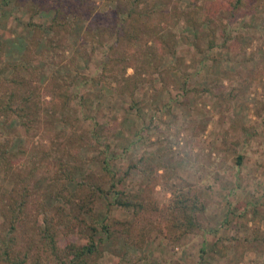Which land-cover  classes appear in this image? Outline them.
<instances>
[{
    "label": "rangeland",
    "instance_id": "obj_1",
    "mask_svg": "<svg viewBox=\"0 0 264 264\" xmlns=\"http://www.w3.org/2000/svg\"><path fill=\"white\" fill-rule=\"evenodd\" d=\"M196 1L201 17L213 0ZM92 2L100 15L114 6L112 0ZM181 4L187 8L190 0H182ZM53 6L50 4L48 11L43 9L34 13L36 4L16 6L13 2L0 9V51H3L0 69L5 71L3 76H11V65L20 60L29 44L33 57L22 63L39 69L37 81L32 86L45 85L51 76L55 79L62 76L75 78L69 90L76 95V100L70 105L68 121L52 124L49 134L42 120L51 116V112L42 110V104L50 97L43 94V89L39 96L41 121L37 123L38 132L33 137L21 134L17 120L0 117V142L5 141L13 151H24L21 156L17 154L12 158L13 171L23 173V177L29 175V154L35 149H49V174L53 175L57 159L53 151L59 150V145L65 143L64 138L71 132L74 131L75 136L72 135L76 140L83 134L85 147H81L76 159L68 157L69 164L78 170L76 178L100 177L99 161L113 155L109 168L114 172L113 182L119 189L134 193L148 190L155 177L157 182L168 180L169 184L194 188L205 205L199 218L202 234L186 235L175 244L157 231L148 233L147 223L135 221L131 211L109 205L111 197L98 198L93 221L104 222L114 234L113 239H104L101 231L95 236L100 240V264H117L124 254L135 259L136 264H264V243L260 245L264 241V74L258 77L254 74L255 67L264 62V7L228 24L227 29H233L235 37L225 44L218 37L216 44L221 48L202 56L194 53L193 37L184 22L175 21L170 31L179 36L177 54L194 58V63L187 62L185 66L191 67L195 74L188 77V72L183 78H187L192 91L185 94L179 87L171 86L157 93L154 88L144 86L131 100L114 95L102 84L96 87L87 82L98 74L102 55L100 49L80 46L85 22L78 23L68 36L72 47L58 61L46 62L38 58V52L44 49L39 45L44 43L40 42L35 48L31 45L30 41L36 42V39L30 24L46 30ZM216 18L221 24L228 22L225 12L218 13ZM168 61L167 58L166 63ZM131 73L129 69L127 74ZM16 76L23 82L29 75L20 72ZM214 77L222 80L219 88L202 93L203 88L211 84L209 78ZM175 78L179 81V75ZM220 88L225 98L230 93L235 94L231 108L217 105L216 94ZM183 102L187 104L183 105ZM59 118V114L55 116V120ZM235 122L238 125H234ZM243 126L248 128L246 134L240 132ZM96 136L101 147L93 148L89 143ZM103 145L110 149L106 151ZM238 156L242 157L240 164L236 162ZM137 162L141 163L140 170L157 164L162 167L143 173L130 170V165ZM1 166L2 163L0 190L9 191L11 183L4 179ZM146 173L152 174L150 180ZM39 178L37 175L36 179ZM47 183L42 182L40 187ZM154 191L158 193H153L158 201L169 198V194H159V184ZM130 225H134V230L141 229L144 235L138 245L129 244L123 238V230ZM60 238L63 241L62 236ZM39 264L58 263L46 258Z\"/></svg>",
    "mask_w": 264,
    "mask_h": 264
},
{
    "label": "trees",
    "instance_id": "obj_2",
    "mask_svg": "<svg viewBox=\"0 0 264 264\" xmlns=\"http://www.w3.org/2000/svg\"><path fill=\"white\" fill-rule=\"evenodd\" d=\"M92 1L0 0V9L9 7L13 2L16 6L34 3L37 6L34 13H38L43 9L48 11V6L54 5L46 30L30 24L36 39V42L30 41L31 45L35 48L40 42L44 43L43 46L39 45V48L44 49L38 52V58L46 62L58 61L72 47L68 36L78 23L85 22L80 46L100 49L102 55L98 74L91 76L87 82L96 87L102 84L114 95L131 100H134L136 93L144 86L154 88L157 93L171 86L179 87L185 94L192 91L187 78H183L188 72V77L195 74L191 67L185 66L187 62L194 63V58L177 54L179 36L170 31L175 21L184 22L188 33L193 37L194 53L202 56L205 52L221 48V45L216 44L218 37L223 44L235 37L232 34L234 30L227 29L228 24L255 13L258 7H264V0H213L200 17V7H196V0H190L187 8L182 6V0H112L113 8L100 15ZM220 12L228 15L226 24L216 20ZM167 29L169 31L166 32ZM2 56L3 51H0V59ZM31 57L33 53L28 44L20 60L11 65V76H3L5 71L0 69V117L4 120H17L21 134L28 138L38 132L36 126L41 121L39 96L42 89L43 94L50 97L42 104V110L51 112V116L42 120L47 134L51 132L55 122L67 123L70 105L76 100V95L69 90L75 78L69 76L59 79L51 76L45 85L32 86L37 81L39 69L22 63ZM167 58L170 61L166 63ZM65 65L70 67L69 64ZM129 69L132 70L130 75L127 74ZM20 72L29 75L23 82L16 76ZM254 74L257 77L264 74V62L255 67ZM178 75L179 81L175 78ZM209 79L211 84L203 88L202 93H209L221 85L219 77ZM156 85H159L158 89L155 88ZM216 96L220 107L231 108L235 99L234 93L225 98L221 88ZM186 104L183 102V105ZM58 114L60 118L55 120ZM233 124L238 125L237 122ZM241 131L246 134L248 128L243 126ZM71 133L75 136L74 131ZM72 134L66 135L65 143L59 145L58 151H53L57 156L53 175L49 174V149H33L34 152L27 159L30 163L29 175L23 177V173L13 171L11 160L17 154L21 156L24 151L18 150L20 153H17L18 151L7 147L5 141L0 142L1 169L4 179L11 183L9 191L0 190V264H39L46 258L58 264H100V240L95 236L101 231L104 239H113L114 234L104 222H94L93 214L98 198L111 197L109 205L131 211L135 221L147 223L148 233L157 231L172 243H179L186 235L202 234L199 218L205 211V205L194 188L169 184L168 180L157 182L154 177L148 190L126 192L113 182L114 172L109 168L113 155L99 161L102 170L100 177L76 178L78 170L69 164V158L76 159L86 143L82 138L83 134L77 140ZM55 136L59 135L55 133ZM98 138L96 136L89 146L101 147ZM103 147L106 151L110 149L108 145ZM241 160L242 157L238 156L237 164ZM140 164L137 162L129 168L143 173L147 169L156 171L162 167L157 164L140 170ZM43 174L45 175L42 176ZM37 175L39 179H36ZM146 175L150 180L152 174ZM44 181L48 183L40 187ZM157 184L160 185V195L169 194V198L163 202L153 196V193L158 194L154 191ZM88 219L91 220L90 223ZM123 231V238L129 244H140L144 236L141 229L134 230V225L125 227ZM61 236L63 241H60ZM263 243L262 240L260 245ZM136 263L135 259L124 254L119 257L117 264Z\"/></svg>",
    "mask_w": 264,
    "mask_h": 264
}]
</instances>
